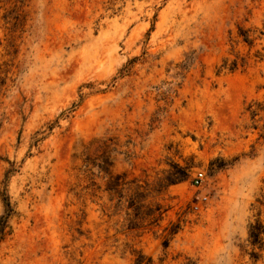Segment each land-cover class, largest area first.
I'll use <instances>...</instances> for the list:
<instances>
[{"label":"rangeland","instance_id":"374dc122","mask_svg":"<svg viewBox=\"0 0 264 264\" xmlns=\"http://www.w3.org/2000/svg\"><path fill=\"white\" fill-rule=\"evenodd\" d=\"M5 201L0 264H264V0H0Z\"/></svg>","mask_w":264,"mask_h":264},{"label":"clouds","instance_id":"9594fccd","mask_svg":"<svg viewBox=\"0 0 264 264\" xmlns=\"http://www.w3.org/2000/svg\"><path fill=\"white\" fill-rule=\"evenodd\" d=\"M217 151L220 152V154L223 156V163L225 165V170L227 171L231 167V165L233 163H235V161L232 160V158L229 154L222 152L220 149H218ZM114 163L116 165L115 170H117V171L122 170L123 168H130L131 167L130 163L123 162L122 159L119 157H117L114 160ZM226 171H225V174H226ZM200 174L203 176L202 172ZM203 179L206 182V184L208 185V187L205 188V191L206 192L212 191V189L216 186L214 184V180L216 178H213V180H209L207 176H203ZM233 220L235 221V226L231 229L230 236L234 237L237 233L242 234V223H243V221H242L240 216L233 217ZM225 239H228V237H225ZM124 240H125V237H123V236H121L119 238V240H117V242H116L117 252L119 251L120 248L123 247ZM235 252H236V249L230 247V244H226L223 247L217 249V255L219 258L215 261V264H221V261L223 262V264H233ZM197 255H198V253L197 254H191V258L189 260L185 261V264H193V261H196ZM132 259H133V257L128 255V252L126 251L125 252V259L120 260L118 258H112L109 261V264H132Z\"/></svg>","mask_w":264,"mask_h":264},{"label":"trees","instance_id":"16d2710c","mask_svg":"<svg viewBox=\"0 0 264 264\" xmlns=\"http://www.w3.org/2000/svg\"><path fill=\"white\" fill-rule=\"evenodd\" d=\"M92 162V166H94ZM90 164L86 162L85 166L88 167ZM99 168V165H97ZM101 172L104 174H108L104 168H99ZM5 213L4 215L0 216V233L3 230L7 218L10 215L11 209L9 208V203L5 201ZM248 243L251 246V252L249 256L254 260L257 261L262 257L264 254V225L259 222L255 221V223L249 226V234H248Z\"/></svg>","mask_w":264,"mask_h":264},{"label":"built area","instance_id":"2783aa9c","mask_svg":"<svg viewBox=\"0 0 264 264\" xmlns=\"http://www.w3.org/2000/svg\"><path fill=\"white\" fill-rule=\"evenodd\" d=\"M201 172H198L194 177H193V185L194 186H200L201 183L203 182V176L200 174Z\"/></svg>","mask_w":264,"mask_h":264}]
</instances>
